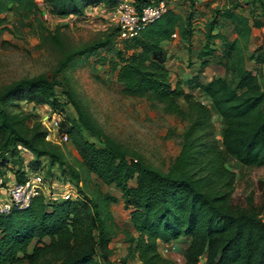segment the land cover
Instances as JSON below:
<instances>
[{"label": "trees", "instance_id": "obj_1", "mask_svg": "<svg viewBox=\"0 0 264 264\" xmlns=\"http://www.w3.org/2000/svg\"><path fill=\"white\" fill-rule=\"evenodd\" d=\"M159 1L136 0L135 7L140 10ZM201 1L181 0L189 10L184 16L167 9L131 40L118 41L115 28L90 43L72 47L64 44L58 30L51 34L40 25L42 42L56 46L60 58L50 78L40 74L0 88V177L6 176L3 171L9 163L17 183L26 180L27 171L45 170L48 177L54 170L63 177L68 172L81 196L51 202L39 195L27 209L0 215V264H114L110 245L118 228L110 207L119 200L99 185L117 190L129 213L131 232L121 231L127 245L121 264L131 260L176 264L161 254L159 243L183 239L189 242L181 251L184 264L201 260L203 264H264V220L252 207L232 208L235 175L227 166L229 159L246 167L264 166V84L246 65L250 60L264 71V37L257 50L246 56L252 31L263 28L264 21L251 23L241 11L240 0H225L226 8L215 10L213 19L206 21L204 44L196 57L204 69L206 64L201 63L214 53L210 44L218 41L217 63L224 76L204 84L197 76L173 84L165 44L176 34L191 53L194 9ZM42 2L52 17L62 20L83 19L87 9L100 6L113 12L119 0ZM249 3L252 12L264 20V0ZM8 12L23 20L41 14L36 0H0V34L5 30L3 15ZM226 24L235 39L220 32ZM101 50L110 57H101ZM90 57L108 64L122 96L144 100L150 110L186 124L180 151L166 171L106 135L75 94L67 70ZM57 88L63 89L64 103L56 95ZM21 102L48 106L58 113L64 104L72 106L75 118L68 120L64 133L76 152L82 178L78 169L68 165L61 146L46 140L41 123L16 112ZM213 112L221 121L220 144L213 129ZM23 152L32 156L27 163Z\"/></svg>", "mask_w": 264, "mask_h": 264}, {"label": "rangeland", "instance_id": "obj_2", "mask_svg": "<svg viewBox=\"0 0 264 264\" xmlns=\"http://www.w3.org/2000/svg\"><path fill=\"white\" fill-rule=\"evenodd\" d=\"M163 1L167 9H172L183 16L189 11L185 3H180L181 0ZM240 2L241 11L250 18L251 23L253 21H264L261 15L252 12L248 0H240ZM36 3L40 7L41 14H35L30 19L23 20L16 16L14 12L3 15L5 30L0 34V88L26 77L40 74L51 77V71L60 58V53L56 46L42 42L40 37L41 26L51 34L58 30L64 44L72 47L90 43L117 27L116 22L112 19L113 14L109 11H98L96 15H89L83 19L70 18L61 21L49 14L42 0H36ZM224 8H226L225 0H202L196 4L192 23L194 32L191 53L186 52L185 43L183 46L176 44L171 47L168 68L175 71H172L174 77L171 76L173 82L179 76L188 79L192 74L197 75V78L203 83L210 81L213 77L224 76L223 69L217 63L220 57V43L218 41L210 44L214 53L211 57H206L201 63L206 64L204 69H201L200 62L196 59L198 50L204 44L203 29L206 21L213 19L215 10H223ZM219 30L227 35L230 40L236 38L232 28L227 24ZM263 37L264 27L252 31L246 56H250L257 50ZM100 56L110 57V54L106 53L105 50H101ZM175 64L182 66L181 70L175 68ZM246 65L249 70L258 76L260 83L264 84V71L262 72L253 61L247 60ZM67 76L75 94L87 106L106 135L139 153L152 166L163 171L168 169L180 151V137L186 126L184 122L177 117L166 116L160 111L150 110L144 100L122 96L121 87L116 82L115 75L109 71L108 64L106 62L99 63L98 58L90 57L86 61L79 62L67 70ZM56 95L62 103L66 101L63 89L57 88ZM194 95L205 105L211 107L208 100L200 96L198 92H194ZM63 106V111L58 113L48 106L38 107L21 102L16 112L30 116L32 120L40 122L43 127L44 124L48 125L46 117L58 120L57 131L51 132L52 135L46 140L61 146L68 165L78 169L82 178L76 152L70 142L65 140L64 133L68 120L75 118L74 110L71 105L64 104ZM212 123L215 136L220 144L221 121L214 112ZM28 124L30 125L31 121ZM90 139L97 142L94 138ZM29 155L26 152L22 153L25 163L31 160ZM43 162L45 163V160ZM227 166L235 175L234 191L231 196L232 208L249 209V207H252L259 214V217L264 220V166L246 167L232 159L228 160ZM10 168H12L11 163L8 164L3 173L11 177L13 174H10ZM41 174L50 188L51 186L59 188H65L66 186L67 189L72 191L73 199L81 196L68 172L63 177L57 170H54L53 174L57 179L54 175L48 177L45 170H42ZM91 178L92 183L97 186L98 181L96 178L94 176ZM99 186L104 193L111 194L119 200L118 203L110 207L115 225L118 228L110 245L113 252L110 259L114 264H121L120 261L125 257L127 246L124 243L121 231L131 232L129 213L123 209L120 194L117 190L112 187ZM52 190L55 189L52 188ZM188 244L189 242L185 239L168 244L169 253L164 256L176 264H184L181 251ZM159 245L162 254L161 244L159 243ZM126 264H139V262L131 260ZM199 264H203V260Z\"/></svg>", "mask_w": 264, "mask_h": 264}, {"label": "built area", "instance_id": "obj_3", "mask_svg": "<svg viewBox=\"0 0 264 264\" xmlns=\"http://www.w3.org/2000/svg\"><path fill=\"white\" fill-rule=\"evenodd\" d=\"M136 0H119L116 8L112 12V19L117 25V40H131L137 36L147 25L158 20L167 10L163 0L151 2L141 6L140 10L135 7ZM178 36L174 34L172 39ZM47 119L48 125L44 124L47 131L46 139L50 138L53 132L58 129V120ZM52 132V133H51ZM65 140H67L65 135ZM57 179V178H55ZM5 177H0V215H8L12 209L25 210L29 207L31 200L39 195H43L48 201L73 200L72 191L64 187H54L46 183L41 172L27 171L26 180L17 183L13 179L9 184ZM55 189V190H52ZM162 255L169 253L168 246H162Z\"/></svg>", "mask_w": 264, "mask_h": 264}, {"label": "crops", "instance_id": "obj_4", "mask_svg": "<svg viewBox=\"0 0 264 264\" xmlns=\"http://www.w3.org/2000/svg\"><path fill=\"white\" fill-rule=\"evenodd\" d=\"M98 11H100V12H106L107 10L104 8V7H102V6H100V7H96V8H90V9H87L86 11H85V17H88L89 15H92V16H94V15H96L97 14V12ZM70 18H76L77 19V17H69V18H66V20H68V19H70ZM64 19H62L61 21H63ZM182 45L183 46V44L184 43H182L181 42V40L179 39V37H177V38H174V39H172L170 42H168V43H166L165 44V49H166V51H167V55H168V59H167V61H166V66H167V68H168V65H169V59H170V57H171V47H172V45ZM192 45H193V43H192ZM191 49H192V47H191ZM201 49V48H200ZM199 49V50H200ZM199 50H198V52H199ZM186 52H187V50H186ZM198 52H197V54H198ZM189 54V53H188ZM176 55V54H175ZM177 56V55H176ZM175 56V57H176ZM197 57V56H196ZM197 59V58H196ZM197 61H198V59H197ZM199 62V61H198ZM170 64H171V62H170ZM177 67V69L179 68L180 70H181V68H182V66H180V65H178V64H175V68ZM171 70V68H168V70ZM170 70H169V79H170V82H172L173 84H175L177 81H180V82H183V81H185V80H187L185 77L183 78V77H181V76H179L174 82L172 81V79H171V76H173L174 77V75L172 74V71L173 72H175L174 70H171V72H170ZM197 75H195V74H192L191 75V77L193 78V77H196ZM190 77V78H191ZM190 78H188V79H190ZM198 82L199 83H202V84H204L203 82H201L200 81V79L198 78ZM29 157H30V159H32L31 157V155H29ZM9 172H11V171H9ZM10 174H13L12 172L10 173ZM7 175V174H6ZM5 178L7 179V181L10 183L13 179H14V176L12 175L11 177L10 176H5ZM9 179V180H8ZM9 183H7V184H9ZM163 245H161V247H162Z\"/></svg>", "mask_w": 264, "mask_h": 264}]
</instances>
